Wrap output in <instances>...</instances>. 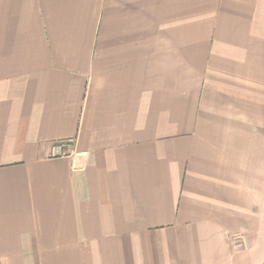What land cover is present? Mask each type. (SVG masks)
<instances>
[{"label": "crops", "instance_id": "crops-1", "mask_svg": "<svg viewBox=\"0 0 264 264\" xmlns=\"http://www.w3.org/2000/svg\"><path fill=\"white\" fill-rule=\"evenodd\" d=\"M0 264H264V0H0Z\"/></svg>", "mask_w": 264, "mask_h": 264}, {"label": "rangeland", "instance_id": "rangeland-1", "mask_svg": "<svg viewBox=\"0 0 264 264\" xmlns=\"http://www.w3.org/2000/svg\"><path fill=\"white\" fill-rule=\"evenodd\" d=\"M61 148H64V147H61Z\"/></svg>", "mask_w": 264, "mask_h": 264}]
</instances>
